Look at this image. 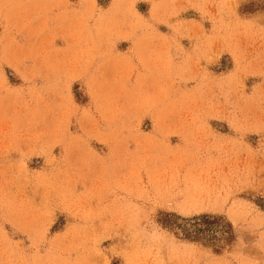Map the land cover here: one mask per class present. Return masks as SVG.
Instances as JSON below:
<instances>
[{"label": "rangeland", "instance_id": "374dc122", "mask_svg": "<svg viewBox=\"0 0 264 264\" xmlns=\"http://www.w3.org/2000/svg\"><path fill=\"white\" fill-rule=\"evenodd\" d=\"M0 264H264V0H0Z\"/></svg>", "mask_w": 264, "mask_h": 264}, {"label": "trees", "instance_id": "16d2710c", "mask_svg": "<svg viewBox=\"0 0 264 264\" xmlns=\"http://www.w3.org/2000/svg\"><path fill=\"white\" fill-rule=\"evenodd\" d=\"M213 225L214 228L220 227L222 229V234L225 233L229 235L231 232L230 231L231 227L229 223H224V222L222 223L219 217H214L211 215H200L197 217L190 218L189 220L185 219L183 223L168 224V226L177 227L182 237L191 240H198V239L206 240L208 238H211L214 235V232L211 233L208 231H211L210 227Z\"/></svg>", "mask_w": 264, "mask_h": 264}, {"label": "crops", "instance_id": "0c3cea01", "mask_svg": "<svg viewBox=\"0 0 264 264\" xmlns=\"http://www.w3.org/2000/svg\"><path fill=\"white\" fill-rule=\"evenodd\" d=\"M2 100H4V97L2 98ZM150 153H152V152H146V153H145V155H146V158H145V159L150 160L149 157H147ZM157 153H158V152H157ZM164 153H165V152L162 151V158H157L156 160H162V161H165L167 158H166L165 156H163ZM202 159H203V158L201 157V160H202ZM202 162H203V161H202ZM202 162H201V163H202ZM150 191H151V190L148 189V190H147V194L150 193Z\"/></svg>", "mask_w": 264, "mask_h": 264}]
</instances>
